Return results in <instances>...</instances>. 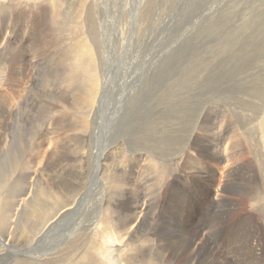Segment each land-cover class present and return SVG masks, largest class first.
Wrapping results in <instances>:
<instances>
[{
    "label": "rangeland",
    "instance_id": "374dc122",
    "mask_svg": "<svg viewBox=\"0 0 264 264\" xmlns=\"http://www.w3.org/2000/svg\"><path fill=\"white\" fill-rule=\"evenodd\" d=\"M13 1L0 0V264L169 247L150 264H264V0H101L83 20L95 91L66 34L85 0H36L18 22L11 4L33 2Z\"/></svg>",
    "mask_w": 264,
    "mask_h": 264
},
{
    "label": "bare ground",
    "instance_id": "6f19581e",
    "mask_svg": "<svg viewBox=\"0 0 264 264\" xmlns=\"http://www.w3.org/2000/svg\"><path fill=\"white\" fill-rule=\"evenodd\" d=\"M30 1H32L33 3H30L29 2V4H27V2L24 4V5H20L19 3H18V7H19V10H15V8L13 7V4H11V10L10 11H13V13L14 12H16V14H14V15H16L15 17V19H14V21H17L18 22V19H19V17L21 16L22 17V19H24L27 15H29L30 13H32L33 14V17H34V12H33V10H35V9H37L36 8V6H37V2H36V0H30ZM54 1H56V0H49V4H52ZM122 1V0H121ZM124 1V0H123ZM12 2L13 3H15L13 0H12ZM73 2V1H72ZM86 2H88V6H86L85 4H86ZM9 3V2H8ZM71 3V2H70ZM81 3V2H80ZM125 3V2H124ZM77 3H73V4H70V7L73 5V7H75V5H76ZM103 4V3H102ZM126 4V3H125ZM67 5V4H66ZM99 5H101V0H85V2H84V4H79L78 3V7H77V9H75L76 11L74 12V14L75 15H77V12H79L80 11V14L81 15H83L82 16V18L81 17H79V18H81V20H78L76 17H74L75 18V22H74V24L73 25H71L70 26V28L73 30L72 32H73V34L71 35H69L68 33H66L68 36H70V38L69 39H74V38H76L75 37V35L76 34H74V32H77V31H79V34H80V40H77V41H75L72 45L74 46V48H76V47H78L83 53H84V59H85V61H86V63H83L85 66H83V69H84V76L83 77H85L86 75H88V73L91 75H93L92 76V78H90V81H92L93 82V85L95 86H93L94 88H92L93 89V91H95L96 90V82H97V80H98V76L99 75H97V71H96V66L94 65V62H95V56H94V53H93V51H92V49H91V47H90V45H87L86 44V42H89V41H91L90 40V38H89V35L91 34H89L88 33V31H87V26L85 27V25H84V22H83V20H84V14H85V12H86V14H85V18H86V22H87V20H88V13L89 12H93V11H97L99 8H100V6ZM69 6V5H68ZM9 7V6H8ZM76 8V7H75ZM126 8V7H125ZM25 9H32V10H25ZM15 10V11H14ZM6 13H7V11H6ZM10 13V12H9ZM12 13V14H13ZM101 13V12H100ZM108 13V12H107ZM72 14V13H71ZM42 15V14H41ZM66 15V14H65ZM69 15V14H68ZM73 16V15H72ZM12 17H14V16H12ZM31 18V21H32V19H34V18ZM96 17V16H95ZM71 18V17H70ZM69 18V19H70ZM21 19V20H22ZM13 21V22H14ZM23 21V20H22ZM20 22V21H19ZM15 24H16V22H14ZM31 23H33V22H31ZM57 23H59V22H57ZM70 23V22H69ZM34 24V23H33ZM18 25V24H17ZM59 25H60V23H59ZM58 25V26H59ZM87 25V24H86ZM56 28V27H55ZM64 28H65V26H64ZM68 28V27H67ZM69 28V29H70ZM34 30V29H33ZM92 29H90V31H91ZM47 30H45L44 32L43 31H41V33H45ZM89 31V32H90ZM69 32V31H68ZM71 32V31H70ZM50 34H51V41L52 42H55L56 41V43H58V42H60L62 39H61V33L59 32V30H57V29H54V30H51L50 31ZM65 34V35H66ZM89 34V35H88ZM141 34V33H140ZM34 35V34H33ZM63 35H64V33H63ZM66 37V36H65ZM79 37V36H78ZM77 37V38H78ZM76 38V39H77ZM67 39V38H66ZM65 39V40H66ZM143 39V38H142ZM128 40V39H127ZM32 41H34V40H32ZM69 41V40H68ZM31 42V41H30ZM63 42V41H62ZM142 42V41H141ZM145 42V41H144ZM86 45H85V44ZM35 44H36V42H35ZM60 44V43H59ZM64 44V43H63ZM138 44V43H137ZM37 45V44H36ZM126 45V44H125ZM32 46V45H31ZM38 46V45H37ZM122 47V46H121ZM61 48V47H60ZM13 49V48H12ZM107 50V49H106ZM5 51V50H4ZM21 51V50H20ZM63 51V50H62ZM136 51V50H135ZM123 52V51H122ZM126 52V51H125ZM124 52V53H125ZM141 52V51H140ZM123 53V54H124ZM127 53V52H126ZM125 53V54H126ZM133 53V52H132ZM25 54V53H24ZM122 54V55H123ZM134 54V53H133ZM10 55V54H9ZM12 55V54H11ZM60 55H61V53H60ZM20 58L21 57H23V54L21 53L20 55ZM127 56V55H126ZM129 57V56H128ZM134 57V56H133ZM14 59V58H13ZM94 62H93V61ZM101 60V59H100ZM116 64V63H115ZM92 67V70H88L87 69V67ZM70 66H68L67 65V68L64 70V74H66L67 76H70V74H72V73H74L73 71H74V66L72 67H70ZM76 67V66H75ZM79 67H81V65H79ZM99 67V66H98ZM98 67H97V69H98ZM76 69H77V67H76ZM75 69V71H78V70H76ZM80 70V69H79ZM102 70V69H101ZM80 71H78V72H76L75 74L77 75L78 73H79ZM106 74V73H105ZM73 76V75H72ZM106 82V81H105ZM92 86V85H91ZM112 86V85H111ZM76 88V87H75ZM91 89V90H92ZM72 95L73 96H75L76 94L75 93H72ZM81 95L79 94L78 96H76V97H80ZM88 97L89 96H91V93H88V95H87ZM94 96V95H93ZM94 98V97H93ZM91 99V98H90ZM109 99V98H108ZM92 101H94V100H92ZM96 101V100H95ZM91 102V101H90ZM116 103V102H115ZM262 109H263V112H264V106H262ZM90 110V109H89ZM86 118V117H85ZM96 123V122H95ZM245 123V122H244ZM29 127V126H28ZM175 134V133H174ZM6 136V135H5ZM184 141V140H183ZM203 142V141H202ZM195 143V142H194ZM194 168V167H193ZM61 177V176H60ZM86 178V177H85ZM84 183V182H83ZM73 188V187H72ZM132 190V189H131ZM260 193V192H259ZM9 195V194H8ZM261 195V194H260ZM259 195V196H260ZM258 197V196H257ZM260 203V202H259ZM189 207V206H188ZM123 209V208H122ZM195 209V208H194ZM188 210H190V208L188 209ZM111 211V210H110ZM253 212V211H252ZM113 213V212H112ZM194 213V212H193ZM212 215V214H211ZM140 217V216H139ZM62 218V217H61ZM141 218V217H140ZM107 220V219H106ZM201 220V219H200ZM245 220V219H244ZM247 221V220H246ZM251 221V220H250ZM250 223V222H249ZM96 224V223H95ZM129 225V224H128ZM255 227V226H254ZM241 228H242V233L243 234H245L246 233V230H245V226H243V225H241ZM131 229V228H130ZM152 229V228H151ZM249 229H251V228H249ZM257 230V229H256ZM122 231V230H121ZM240 231V230H239ZM255 231V230H254ZM253 231V232H254ZM229 232V231H228ZM88 235V234H87ZM145 235V234H144ZM228 236V235H227ZM250 236V235H249ZM244 237V236H243ZM251 237V236H250ZM261 237V236H260ZM232 238V237H231ZM239 238V237H238ZM114 239V238H113ZM228 239V238H227ZM241 239V238H240ZM247 239H248V237H247ZM252 239V238H251ZM3 240V239H2ZM241 240H243V239H241ZM255 240V239H254ZM233 241V240H232ZM235 241V240H234ZM256 241V240H255ZM252 242H253V240H252ZM259 242V241H258ZM119 243H120V246H118V247H116V248H118V249H123V248H121L122 247V245H124V242H122L121 240H119ZM255 243V242H254ZM241 244V243H240ZM257 244V243H256ZM230 245H232V244H230ZM234 245V244H233ZM232 245V246H233ZM237 245V244H236ZM248 245V244H247ZM254 245V244H253ZM225 246H227V245H225ZM126 248V247H125ZM167 249V248H166ZM240 249V248H239ZM253 249V248H252ZM258 249H259V247H258ZM115 250V249H114ZM230 250V249H229ZM232 250V249H231ZM250 250V249H249ZM260 250V249H259ZM179 251H180V249H178V248H176V247H172V248H168L166 251H162V254H161V256L159 257L160 259H158V257H156L155 256V258H153L152 257V255H148L146 258L144 257V256H142V255H138L137 253H134L133 254V252H129L128 253V256H122V255H117L116 257L115 256H113L114 257V259H113V263L114 264H119V261L120 260H127L128 262H129V264H132L131 263V261H130V258H135L136 257V259H137V257H140V258H145L144 260H139V261H137V263L138 264H150V263H161V259H167L166 257H165V255H168V257L169 258H172L174 255H177L178 253H179ZM236 251V250H235ZM257 251V250H256ZM234 252V251H233ZM236 252H238V250L236 251ZM249 252V251H248ZM229 253H231V252H229ZM251 253H252V251H251ZM241 254V253H240ZM248 254V253H247ZM255 254V253H254ZM132 255H133V257H132ZM231 256V255H230ZM250 256H252V255H250ZM228 257V256H227ZM246 257V256H245ZM263 258H264V256H263ZM135 259V260H136ZM155 259L157 260V261H155ZM237 259V258H236ZM262 259V258H261ZM205 260V259H204ZM219 260H221V259H219ZM239 260V259H238ZM240 261V260H239ZM243 261H245V258H244V260ZM250 261V260H249ZM235 262V261H234ZM231 263V262H230ZM239 263V262H238ZM251 263H252V261H251ZM209 264V263H208ZM247 264V263H246ZM256 264H258V263H256Z\"/></svg>",
    "mask_w": 264,
    "mask_h": 264
}]
</instances>
